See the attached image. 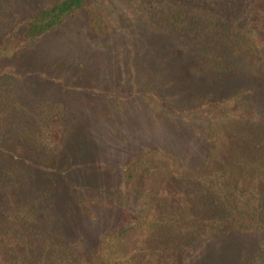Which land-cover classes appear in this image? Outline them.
I'll use <instances>...</instances> for the list:
<instances>
[{
	"label": "trees",
	"instance_id": "obj_1",
	"mask_svg": "<svg viewBox=\"0 0 264 264\" xmlns=\"http://www.w3.org/2000/svg\"><path fill=\"white\" fill-rule=\"evenodd\" d=\"M99 1L45 0L3 29L0 65ZM125 1L179 39L188 99L177 103L167 93L155 103L185 122L183 142L148 150L126 168L128 193L116 195L112 216L133 200L139 209L126 226L103 233L98 220L112 226L109 211L86 203L93 186L72 194L71 170L53 150L65 138L64 118L31 127L18 115L20 86L8 74L0 80V264H195L196 243L247 233L261 235L264 251V0ZM76 174L93 185L85 171ZM158 174L165 188L149 185ZM261 258L239 264H264Z\"/></svg>",
	"mask_w": 264,
	"mask_h": 264
},
{
	"label": "rangeland",
	"instance_id": "obj_2",
	"mask_svg": "<svg viewBox=\"0 0 264 264\" xmlns=\"http://www.w3.org/2000/svg\"><path fill=\"white\" fill-rule=\"evenodd\" d=\"M44 2L0 0V37L7 25ZM146 15L125 0H100L0 65L6 76L0 77L1 82L9 74L20 86L15 100L23 108L18 115L31 127L34 120L38 123L51 115L64 118L60 125L65 138L53 150L59 149V161L71 170H66V177L72 194L76 195L77 187L93 186L86 203H98V213L109 211L104 217L114 224L104 228L99 218L103 233L126 226V215L139 209L133 200L129 209L122 208L123 215L112 216L116 195L128 193L126 168L148 150L169 151L183 142L179 133L185 122L177 115H166L155 100L167 93V99L172 96L177 103L187 98L192 85L180 68L184 54L177 47L179 39L151 25ZM28 124L27 131L38 133ZM18 148L35 151L29 145ZM179 164L174 167L178 169ZM79 170L93 185L79 178ZM148 183L166 186L159 174ZM72 217L75 225L77 215ZM207 242L194 245L195 264H239L244 257H264L261 235H226Z\"/></svg>",
	"mask_w": 264,
	"mask_h": 264
}]
</instances>
